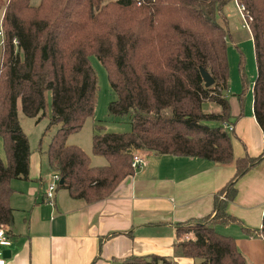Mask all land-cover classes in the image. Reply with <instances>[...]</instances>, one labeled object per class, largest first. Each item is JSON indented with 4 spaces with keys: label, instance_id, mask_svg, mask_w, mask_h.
<instances>
[{
    "label": "trees",
    "instance_id": "obj_1",
    "mask_svg": "<svg viewBox=\"0 0 264 264\" xmlns=\"http://www.w3.org/2000/svg\"><path fill=\"white\" fill-rule=\"evenodd\" d=\"M230 2L235 0H41L38 5L0 0V134L6 150V159L0 156V225L12 233V181L30 179L32 151L18 115L20 102L26 116L49 115L50 126L60 124L41 152L63 180L58 187L85 203L110 197L136 173V149L234 163L236 173L215 195L214 211L177 223L175 244L194 264H249L235 238L217 230L239 224L248 236L264 239V214L262 225L250 228L228 211L237 181L264 159V150L236 158L232 130L225 126L231 123L225 94L232 37L225 7ZM240 2L255 50L254 115L264 132V0ZM92 55L106 67L116 95L109 113L129 114L131 121L128 132L94 134V154L108 159L102 166L92 165L82 147L67 143L96 110L99 84ZM239 65L243 108L250 82L242 52ZM202 68L215 79L212 86L205 85ZM206 102L221 111H205ZM161 263L178 264L157 254L130 255L119 264Z\"/></svg>",
    "mask_w": 264,
    "mask_h": 264
},
{
    "label": "crops",
    "instance_id": "obj_2",
    "mask_svg": "<svg viewBox=\"0 0 264 264\" xmlns=\"http://www.w3.org/2000/svg\"><path fill=\"white\" fill-rule=\"evenodd\" d=\"M231 34V40L238 41L236 34ZM253 82L243 108L238 96L242 86L230 83L236 90L230 86L227 91L231 123L225 126L232 127L236 158L257 156L264 150V132L254 115ZM206 107L220 111L209 102L204 103ZM42 153L30 158L29 180L12 181L10 202L16 209L15 224L5 264H119L127 256L149 254L170 257L178 264H194V259L183 256L175 244L177 223L212 213L215 195L236 173L234 163L143 150L146 163L126 177L110 197L85 203L60 187L53 199L47 198L55 170ZM236 186L238 193L228 211L246 227H260L264 159ZM217 230L235 238L249 264H264V239L248 236L239 224L218 225Z\"/></svg>",
    "mask_w": 264,
    "mask_h": 264
},
{
    "label": "rangeland",
    "instance_id": "obj_3",
    "mask_svg": "<svg viewBox=\"0 0 264 264\" xmlns=\"http://www.w3.org/2000/svg\"><path fill=\"white\" fill-rule=\"evenodd\" d=\"M4 1L5 3H7V0ZM40 2L41 0H31L32 5H38ZM3 13H4V8L2 7V9L0 10V23ZM225 14L227 16V23L230 33L236 34V38L238 40L235 41L230 39L229 41L228 56H229L230 75H231L229 80V89L231 84H233L237 88H240L242 86L241 67L239 65L240 52L243 53L244 70L250 82L248 88L250 89L252 85V81L255 80V76H256V62H255L254 47L251 42V39L248 36L250 33L249 32L250 29L246 28L249 24L240 15V12L235 2H230L225 7ZM90 60L92 66L94 67L97 73L98 84H99L96 110L92 117L87 118L81 129L72 132L68 136L67 143L76 144L82 147L89 154L92 165L102 166L108 163V159L103 155L94 154L92 150L94 134H97L99 132H128L131 129V124H130L131 121L129 114L115 116L109 113V104L114 99H116V95L110 85L107 69L96 55L90 56ZM234 86L231 87L232 89L236 90L235 88H233ZM225 94L227 95V91H225ZM209 103H212L214 106L219 107L221 111L220 105L214 102H209ZM204 110L218 112L217 110H210L207 107ZM48 111L50 112V107L48 108ZM18 115H19L20 123L29 138L30 147L32 151L31 156L32 154L33 155L35 154V156L38 157L37 154H39L40 151L47 150L51 138L53 137L57 129L60 127V124H53L50 126L49 115H46L38 120L37 118L26 116L22 111L20 102L18 103ZM98 126H102L103 128L99 129ZM236 147L238 148V145H236ZM0 156L4 160L6 159V150L3 142V137L1 134H0ZM221 197L223 198L224 194H222ZM161 264H166V263H161Z\"/></svg>",
    "mask_w": 264,
    "mask_h": 264
},
{
    "label": "built area",
    "instance_id": "obj_4",
    "mask_svg": "<svg viewBox=\"0 0 264 264\" xmlns=\"http://www.w3.org/2000/svg\"><path fill=\"white\" fill-rule=\"evenodd\" d=\"M235 3L240 12V15L245 19V21H247L245 4L241 3L240 0H235ZM247 28L250 29L249 25L247 26ZM0 37H1V40H0V45H1L4 41V31L2 28V20L0 23ZM231 128L232 127L230 126V129ZM145 161H146V157L143 153V150L136 149L132 154V166L135 169H138L146 163ZM60 180H61L60 174L55 172L52 175V182L49 184L48 191L46 192V196L48 199L54 198L55 190L58 187ZM11 240H12L11 235L6 225H0V264H5L6 258L4 255V251L11 244Z\"/></svg>",
    "mask_w": 264,
    "mask_h": 264
},
{
    "label": "water",
    "instance_id": "obj_5",
    "mask_svg": "<svg viewBox=\"0 0 264 264\" xmlns=\"http://www.w3.org/2000/svg\"><path fill=\"white\" fill-rule=\"evenodd\" d=\"M201 73H202V76H203V79H204V82H205V85L207 87L209 86H212L214 83H215V79L213 78V76L210 74L209 71H207L206 69L202 68L201 69ZM61 184L63 183V180H61L60 182ZM9 253L10 251L8 249H6L4 251V255L6 256V253Z\"/></svg>",
    "mask_w": 264,
    "mask_h": 264
}]
</instances>
